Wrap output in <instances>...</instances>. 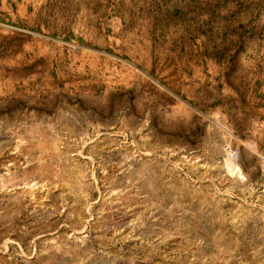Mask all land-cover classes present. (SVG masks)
Segmentation results:
<instances>
[{
	"label": "rangeland",
	"instance_id": "374dc122",
	"mask_svg": "<svg viewBox=\"0 0 264 264\" xmlns=\"http://www.w3.org/2000/svg\"><path fill=\"white\" fill-rule=\"evenodd\" d=\"M0 264H264V0H0Z\"/></svg>",
	"mask_w": 264,
	"mask_h": 264
}]
</instances>
